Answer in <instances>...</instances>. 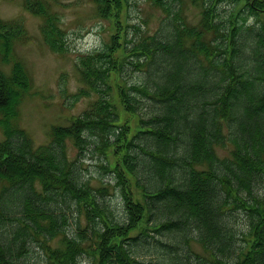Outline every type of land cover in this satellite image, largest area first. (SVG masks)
I'll return each mask as SVG.
<instances>
[{
  "label": "trees",
  "instance_id": "trees-1",
  "mask_svg": "<svg viewBox=\"0 0 264 264\" xmlns=\"http://www.w3.org/2000/svg\"><path fill=\"white\" fill-rule=\"evenodd\" d=\"M94 1L106 17L117 0ZM147 1L170 12L166 0ZM193 1L211 5L203 30L177 14L182 23L168 21L160 34L137 40L127 34L134 66L145 68L138 84L122 78L125 64L109 43L79 56L80 96L97 99L70 125L54 127L44 146L19 123L33 85L13 57L24 25L0 18V59L12 63L9 73L0 68V264H29L35 242L45 251L43 264H264V0ZM217 1L243 3L240 12L258 26L242 32L234 22L226 46L214 43L206 34L215 27ZM53 2L25 0L24 7L41 18L47 46L63 55L66 32ZM116 7L123 9L120 1ZM116 68L123 82L118 99L137 117L135 132L122 126L113 103ZM67 141L77 158H70ZM92 144L119 188L122 222L106 200V185L93 187L79 170ZM218 148L230 154L221 157ZM237 210L246 219L241 238ZM72 211L86 220L76 234L68 232Z\"/></svg>",
  "mask_w": 264,
  "mask_h": 264
},
{
  "label": "rangeland",
  "instance_id": "rangeland-1",
  "mask_svg": "<svg viewBox=\"0 0 264 264\" xmlns=\"http://www.w3.org/2000/svg\"><path fill=\"white\" fill-rule=\"evenodd\" d=\"M123 5V9L116 7L117 2ZM170 12L153 6L147 0H117L113 5L111 16H104L94 0H57L52 3V11L57 12L62 20V27L66 32L68 52L66 54L55 53L44 42L41 32L42 20L39 16L32 14L24 7L25 0H0V18L5 22L18 20L22 22L25 29V37L15 45L13 57L21 60L32 78V88L29 95H26L20 105V126L31 136L36 146H44L51 142V132L54 127L68 126L78 116H81L90 104L97 99L96 96L81 97L80 92L85 84L80 79L76 69L79 56L93 52L101 48L104 43L113 45L116 49L114 58L125 64L122 78L129 84H138L144 76V67L134 66L138 64V57L130 55L126 49V36L129 40H137L140 36L160 34L168 21L177 19V14L187 24L202 29V20L205 5L193 0H166ZM214 5L215 17L213 19V30L207 31V38L216 39V44H227L229 28L237 22L238 27L243 29L249 26H258V20L254 17H247V12H240L243 3L233 5L228 2L217 1ZM182 18L177 19L182 23ZM245 18L247 19L246 21ZM114 41L116 43L114 44ZM213 43V44H214ZM133 46V44L131 45ZM221 46V45H220ZM143 59L141 63H143ZM133 62V64H131ZM12 63L5 65L0 59V68L9 73ZM119 67V66H118ZM121 76L118 68L111 72L110 85L112 90L113 103L121 124L128 123L134 132L138 130V119L134 114L124 110L121 99L122 88ZM78 96L80 98H78ZM4 136L0 130V143ZM69 144V156L77 158L76 149L72 143ZM71 144V145H70ZM221 157L228 156L229 150L218 148ZM104 157L98 153L94 144L80 158L79 170L82 172L85 181L93 187H100L103 182L108 190L106 200L109 201L113 213L119 221H123L126 211L122 203L119 188L111 177L110 172L101 168L105 164ZM136 192H138L136 190ZM264 196V182L260 187ZM139 196V192H138ZM235 228L241 238L242 233L247 232L246 219L242 210L234 213ZM69 234H76L79 225L85 226L84 217L79 219L75 211L68 213ZM137 231L133 232V235ZM58 240L55 241V243ZM241 245L244 243L240 241ZM195 250L204 255V250L194 246ZM45 251L41 244L33 243L32 253L28 257L29 264H43ZM82 264H89L83 261ZM205 264H209L205 262Z\"/></svg>",
  "mask_w": 264,
  "mask_h": 264
}]
</instances>
